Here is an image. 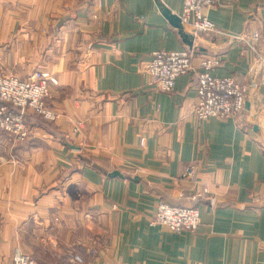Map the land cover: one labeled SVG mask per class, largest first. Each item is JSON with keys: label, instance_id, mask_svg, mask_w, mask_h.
<instances>
[{"label": "crops", "instance_id": "crops-1", "mask_svg": "<svg viewBox=\"0 0 264 264\" xmlns=\"http://www.w3.org/2000/svg\"><path fill=\"white\" fill-rule=\"evenodd\" d=\"M181 10L182 0H0V71L51 74L58 113L48 126L27 118L26 140L0 150V264L15 248L36 264H264V88L238 122L197 121L195 73L161 92L143 72L155 50L192 47ZM205 12L231 34L264 32V0ZM190 35L195 59L217 60L212 75L264 74V48L255 61L245 41ZM160 201L195 205L198 227L151 225Z\"/></svg>", "mask_w": 264, "mask_h": 264}, {"label": "built area", "instance_id": "built-area-1", "mask_svg": "<svg viewBox=\"0 0 264 264\" xmlns=\"http://www.w3.org/2000/svg\"><path fill=\"white\" fill-rule=\"evenodd\" d=\"M235 0H182V10L178 15L182 25L189 26L192 35L220 34L234 40L245 41L255 61L263 59L260 50L264 48V32L259 28L245 27L238 34L217 28L208 18L206 10L213 7H233ZM194 46L190 49L155 50L143 65L148 84L161 92H171L178 76L196 74L195 103L192 116L197 121L209 118L240 121L248 97L255 94L257 87L264 88V74L258 81L241 82L235 76L218 77L210 73L217 63L214 58L195 59ZM195 59V61H194ZM250 75V74H249ZM249 78V77H248ZM55 83L47 72L34 71L26 78L0 73V132L22 141L28 135L27 112L53 119L56 112L47 104L49 87ZM50 84V86H49ZM185 175L194 177L192 168ZM210 203H213L211 199ZM199 210L195 205L175 206L160 201L150 216L151 225H161L173 232L194 231L199 225ZM76 261H81L75 256ZM13 264H35L28 256L16 253Z\"/></svg>", "mask_w": 264, "mask_h": 264}, {"label": "rangeland", "instance_id": "rangeland-1", "mask_svg": "<svg viewBox=\"0 0 264 264\" xmlns=\"http://www.w3.org/2000/svg\"><path fill=\"white\" fill-rule=\"evenodd\" d=\"M34 71H37V70H34ZM33 71V72H34ZM38 71H43V72H46V71H44V70H40V69H38ZM33 72H31L30 74H32ZM0 73L1 74H4V75H8V74H6V73H4V72H2V71H0ZM48 73V72H47ZM29 74V75H30ZM49 74V73H48ZM29 75H27V76H29ZM50 75V78H54V77H52L51 76V74H49ZM26 76V77H27ZM26 77H24V78H26ZM55 79V78H54ZM49 86H50V84H49ZM50 89H51V86L49 87V95H48V98H49V96H50ZM47 98V99H48ZM47 99H46V102H47ZM47 104H48V102H47ZM48 106H49V104H48ZM53 111H55L54 110V108H52L51 106H49ZM30 112V113H29ZM56 112V111H55ZM29 115H32V116H35V117H38V118H40V119H42L43 121H53V120H55L56 118H57V116H58V113L56 112V115L57 116H55L53 119H49V118H45V117H43V116H39V115H35V113H33V112H31V111H28L27 112V116H26V118H28L29 117ZM27 128H28V135H27V137L29 136V132H30V128H29V126L27 125ZM6 137L5 139V145L3 146L2 144H0V150H1V152H2V150L5 148V150L7 151L8 149L10 150V151H14L15 150V148H17L18 147V143H21V142H23V141H25L26 140V138L24 139V140H22V141H20V140H18V139H16L15 137H13V136H11V135H9V134H7L6 132H3V131H1L0 132V138L1 137ZM9 139V140H8ZM16 253H21V254H26V255H28L33 261H34V263L36 264V262H35V260H34V258L30 255V254H27V253H24V252H22V251H20V250H18L17 248H15V250L12 252V254L10 255L11 257H10V259H11V264H13V262H12V258L15 256V254ZM75 259V258H74ZM76 261V260H75Z\"/></svg>", "mask_w": 264, "mask_h": 264}, {"label": "water", "instance_id": "water-1", "mask_svg": "<svg viewBox=\"0 0 264 264\" xmlns=\"http://www.w3.org/2000/svg\"><path fill=\"white\" fill-rule=\"evenodd\" d=\"M177 21L180 22V19L177 18ZM183 37L185 39L186 44H188L189 47H191L192 46V36L190 34L188 35V34L183 33ZM110 175H112V176L120 175V173L114 170V171H112V173Z\"/></svg>", "mask_w": 264, "mask_h": 264}, {"label": "trees", "instance_id": "trees-1", "mask_svg": "<svg viewBox=\"0 0 264 264\" xmlns=\"http://www.w3.org/2000/svg\"><path fill=\"white\" fill-rule=\"evenodd\" d=\"M28 118L31 119V120H33V121H35V122H37L38 124H41L43 126H48L47 122H45L43 120H38L34 116L29 115Z\"/></svg>", "mask_w": 264, "mask_h": 264}]
</instances>
